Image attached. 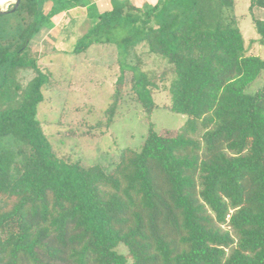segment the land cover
Instances as JSON below:
<instances>
[{
    "label": "trees",
    "instance_id": "obj_1",
    "mask_svg": "<svg viewBox=\"0 0 264 264\" xmlns=\"http://www.w3.org/2000/svg\"><path fill=\"white\" fill-rule=\"evenodd\" d=\"M110 1L73 48L118 49L110 118L125 69L146 114L156 106L166 72L148 77L139 56L127 60L143 46L174 75L163 107L186 119L174 135L149 123L106 171L58 157L36 118L49 75L28 43L89 1L20 0L0 14V264H264V75L249 90L264 58L248 53L233 0ZM253 23L264 45V19ZM24 69L35 74L22 85Z\"/></svg>",
    "mask_w": 264,
    "mask_h": 264
},
{
    "label": "rangeland",
    "instance_id": "obj_2",
    "mask_svg": "<svg viewBox=\"0 0 264 264\" xmlns=\"http://www.w3.org/2000/svg\"><path fill=\"white\" fill-rule=\"evenodd\" d=\"M250 1L233 0L234 12L248 53L264 58V45L257 41L253 23L254 18L264 19V8L253 6L249 10ZM142 2L134 0L136 5ZM48 5L46 2L43 11H47ZM10 6L4 5L5 8ZM88 6L70 4L60 11L63 14L59 18L50 17V21L55 20L56 27L45 30L44 24L29 41L28 50L37 67L50 79L41 89L43 99L37 105L36 118L41 122L53 151L67 161L98 164L106 171L118 161L123 148H140L149 123L161 135H174L186 115L163 107L170 100L169 87L174 76L167 61L159 55L146 53V48L139 46L127 59L130 63H136V55L142 62L140 68L148 77L157 79L166 72V78L158 80L159 90L152 96L156 106L150 115L146 114L131 89L132 72L125 69L120 99L110 118L107 109L112 103L116 80L121 75L118 49L115 45H91L85 52L73 54L75 44L85 32L80 26L83 17L97 8L90 6L86 13ZM71 18L72 21L67 22ZM92 20L93 25L96 19ZM34 74L33 69H24L18 74L17 81L25 85ZM263 75L251 83L249 90L261 85ZM116 249L127 255L123 244ZM130 262L128 258L127 264Z\"/></svg>",
    "mask_w": 264,
    "mask_h": 264
},
{
    "label": "crops",
    "instance_id": "obj_3",
    "mask_svg": "<svg viewBox=\"0 0 264 264\" xmlns=\"http://www.w3.org/2000/svg\"><path fill=\"white\" fill-rule=\"evenodd\" d=\"M132 3H134V0H130ZM157 0H143V2L141 3V5L143 4V3H151V4H153V3H155ZM46 2H49V1H46ZM46 2H45V4H46ZM45 4H44V6H45ZM49 4H50V2H49ZM135 5H136V3H134ZM89 6H92V7H97V8H93V10H91L92 12H90V14H92L93 15V12L94 11H96V12H103V11H107V10H109L110 8H111V1L110 0H89V4H88ZM141 5H137V6H141ZM89 6H88V8L86 9V13L88 12L87 10H89ZM49 7H50V5H48V7H47V11H48V9H49ZM101 8H103L102 10H101ZM97 9V10H96ZM46 11V12H47ZM43 12H45V11H43ZM45 12V13H46ZM62 14H63V12H59V13H56L54 16H52L53 18H59L60 16H62ZM83 14H84V12H83ZM90 14H88V16L87 15H85V17H83L84 19H82V21H81V23H80V26H83V27H81V28H83V30L86 32L87 30H88V28L92 25V19H96L94 16H91ZM70 21H72V18L71 19H68V21L67 22H70ZM66 22V24H68ZM96 22V21H95ZM52 23H53V28L54 27H56V22H55V20H53L52 21ZM45 30H48V28L47 29H45ZM51 30V29H50ZM83 31V32H84ZM42 32H44V31H42ZM84 32V33H85Z\"/></svg>",
    "mask_w": 264,
    "mask_h": 264
},
{
    "label": "water",
    "instance_id": "obj_4",
    "mask_svg": "<svg viewBox=\"0 0 264 264\" xmlns=\"http://www.w3.org/2000/svg\"><path fill=\"white\" fill-rule=\"evenodd\" d=\"M19 3H20V0H9L3 4H0V14L13 12L14 10L17 9V7L19 6ZM4 5L7 7L8 5H11L12 7L8 9V8H5Z\"/></svg>",
    "mask_w": 264,
    "mask_h": 264
},
{
    "label": "bare ground",
    "instance_id": "obj_5",
    "mask_svg": "<svg viewBox=\"0 0 264 264\" xmlns=\"http://www.w3.org/2000/svg\"><path fill=\"white\" fill-rule=\"evenodd\" d=\"M9 0H2L3 3L7 2ZM1 1H0V4H3Z\"/></svg>",
    "mask_w": 264,
    "mask_h": 264
}]
</instances>
